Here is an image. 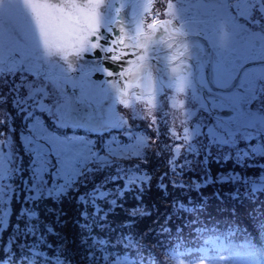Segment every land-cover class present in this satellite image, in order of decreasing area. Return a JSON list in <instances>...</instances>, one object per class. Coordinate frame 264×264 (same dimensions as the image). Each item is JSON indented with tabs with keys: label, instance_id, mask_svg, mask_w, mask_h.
Here are the masks:
<instances>
[{
	"label": "rangeland",
	"instance_id": "obj_1",
	"mask_svg": "<svg viewBox=\"0 0 264 264\" xmlns=\"http://www.w3.org/2000/svg\"><path fill=\"white\" fill-rule=\"evenodd\" d=\"M232 1L175 0L172 4L175 16L188 13L190 4L199 2L197 5L202 9L218 7V15L229 19L227 8L233 10L237 6ZM240 3L245 4L241 0ZM133 6L123 11L130 18L116 17L129 30L134 29ZM246 6L244 9L254 16L252 21L259 25L255 16L260 14L264 24V0H248ZM156 10L143 14L146 22L172 18L166 11ZM210 27L214 28V24ZM179 29L171 38L197 30L194 24ZM232 35L222 32L221 44L235 48L236 42L228 41ZM190 39L193 40L183 46L184 52L195 53L191 44L197 38ZM162 43L164 40H160ZM180 63L176 60L170 68L180 69ZM187 67L182 66L179 73L168 72L169 78L162 80L168 87L155 89L152 105L146 99H137L143 95L135 92L127 95V105L119 100L115 105L112 98V110L117 105L118 109L111 119L109 103L99 109L102 118L95 119L89 107L73 97L66 86V101L53 90L52 98L64 106L57 112L54 105L52 115L43 116L44 123L34 129L29 128L25 113L12 104L15 81L11 76H0V97L5 98L0 100V163L4 168L0 174V264H112L117 256L123 255L129 257L131 264L134 259L141 264H157L158 256L153 249L161 246L157 233L181 225L200 200L210 198L212 204L219 202L210 216L234 217L239 209L234 203L241 202L245 195H257L246 199L255 200L247 204L248 209L264 207L256 200L259 194H264V129H253L264 128V109L246 117L242 113L225 115L222 111L220 117L213 106L218 105L221 110L222 101L208 110L198 109L195 103L198 85ZM175 74L187 75L183 92L172 86ZM198 78L203 83L202 76ZM215 78L221 81L218 75ZM260 88L264 92V83ZM203 94L208 97L207 91ZM173 97L181 103L170 108L168 101ZM28 110L32 111L30 104ZM182 115H189L190 120L180 121ZM73 128L88 132L85 136L89 142L69 138L65 131ZM53 132L65 138L66 148L61 149L59 158L46 148L47 170L38 174L32 145L26 147L21 137L30 136L35 143L45 146L44 142L52 144ZM256 138L259 140L255 141ZM62 160L67 161L66 166ZM221 194L239 201L215 200L214 196ZM242 222L248 224L253 220ZM222 225L224 222L207 215L199 221L197 232L203 235L208 228ZM82 238H92L94 245L101 246L102 261ZM170 257L177 264L174 255ZM219 258L222 261L202 259L192 264H238L242 259L230 253ZM260 258L261 255H252L254 261ZM181 264L189 263L182 260Z\"/></svg>",
	"mask_w": 264,
	"mask_h": 264
},
{
	"label": "snow or ice",
	"instance_id": "obj_2",
	"mask_svg": "<svg viewBox=\"0 0 264 264\" xmlns=\"http://www.w3.org/2000/svg\"><path fill=\"white\" fill-rule=\"evenodd\" d=\"M2 3L3 0H0V4ZM106 6H111L108 0L31 4L29 7L35 14L39 29L36 48L33 49L30 44L21 48H6L0 38V76H11L15 81L13 85L15 97L12 104L25 113V119L30 122L29 128L34 129L42 125L44 123L42 117L51 116L54 105L59 112L64 105L52 98V91L54 90L58 97L66 101V84L79 88L82 94L92 93L103 97L113 92L114 98L125 105L128 104V89L135 86L147 94L138 96L137 99L143 98L149 105L153 104L156 77L153 66L149 63L150 45L158 43L155 34L159 27L164 26L167 33L166 36L161 37V40L170 38L180 29L168 27L171 25V19L153 18L145 21L143 14L150 10L152 0H138L134 4L132 13L134 31L131 32L116 18L125 4L121 2L111 18H106L101 11ZM166 15L168 17L176 15L172 3L168 4ZM53 16L60 20L62 34H57L53 29L50 20ZM168 59L175 60L176 55H171ZM106 61L115 62L119 71ZM54 65L58 68L55 74H53ZM171 70L176 73L179 67L174 66ZM97 73H102L111 79H95ZM124 77L127 79H124V86L120 87L115 78ZM184 83V77L177 76L172 86L177 92H183ZM3 99L5 98L0 97V100ZM172 99L174 106L181 103L175 97ZM29 104L32 111L28 110ZM108 114L110 119L114 115L111 106ZM21 140L26 147L32 145L31 151L35 154L33 160L35 171L38 174L44 173L47 170L48 150L43 145L35 143L30 136H22ZM64 140L65 138L59 136L50 138V143L56 147L58 158L61 156V149L66 148ZM61 162L67 165L66 160ZM3 171V165L0 163V174ZM101 195L103 196L104 193ZM105 259H108L107 253ZM112 264H131V261L127 255H123L117 256Z\"/></svg>",
	"mask_w": 264,
	"mask_h": 264
},
{
	"label": "flooded vegetation",
	"instance_id": "obj_3",
	"mask_svg": "<svg viewBox=\"0 0 264 264\" xmlns=\"http://www.w3.org/2000/svg\"><path fill=\"white\" fill-rule=\"evenodd\" d=\"M135 2L137 3L138 0H130L121 10L118 17L120 18L123 15L122 17L125 19L130 18L128 17V13L126 14L123 11L133 6ZM173 2H175V0H152V6L148 12L152 13L153 11H157L156 9L165 12L168 4ZM232 3L237 6L233 10L227 8L229 19H225L223 15H218L216 12L218 7L214 5L202 9L201 5H197L199 2H197V4L191 3L188 13L184 11L180 15L171 18V25L174 28H188L191 24H194L197 30L191 33L185 31L180 35H174L172 37L173 39L171 37L163 39L164 45L160 50L164 51L153 54V52H155L154 50L160 46L161 37L167 35L166 28L164 26L159 27V33L157 34L156 32L155 34V39L158 43L150 45L151 51H149V53H151L153 57L149 58V63L153 66V70L157 68L166 71L168 74V72L172 71V67L170 68L171 64L165 65L164 62L169 60L168 58L171 55H176L175 60L181 63H189L191 68L190 76L197 82V90H199V92L195 94V103L198 109L208 110L215 102L222 101L221 110L220 106H213L220 117H223L221 111L225 115L234 114L235 116H239L242 113L243 116L246 117L259 113L262 105L259 99L262 98V101L264 99L261 97L264 92L260 88L261 84L264 83V64L259 63L260 61H264V24L262 15L260 14L255 16L259 21V25L255 21H252L251 16L254 17L252 12H248V9L241 7L240 0H233ZM237 11L241 12L238 13ZM242 22H244L245 25L238 26V23ZM211 24H214V28L210 27ZM125 28L128 29L127 26H125ZM129 31H134V29ZM222 32L225 35H232L231 32H234V35H232L228 41H235V48H228L221 44L219 35ZM190 37H196V41L200 43L194 40L195 43L191 44L194 47L193 50L195 53H193V51H187L188 53L184 52L185 49L183 46L188 45V41L193 40L190 39ZM173 45H175V47L171 49ZM208 48L211 50V54L208 52ZM191 52L192 56H189ZM209 55L212 63L210 70L211 78L213 79L212 82L220 88H231L230 91H218L213 89L210 85L206 71ZM166 68L168 69L166 70ZM180 70L181 68L178 73ZM182 75L175 74V77L177 78V76ZM217 75L221 78V81L216 80L215 77ZM156 76H158V74ZM199 76H202L203 83H200ZM106 78L107 77L104 76L102 80ZM124 79H126V77L121 78V83L118 80L115 81L120 87H123ZM65 86L73 97H78L81 103L87 105L92 114L98 116L99 119L103 116L102 111L99 110L100 106L103 107L106 103L110 104L112 98H114L113 92H109L106 97H101L104 98L101 99V101L99 99L100 96L92 93H86L85 98H82L79 95L80 90L77 93L75 88L69 85ZM203 91L208 92L207 98L204 97ZM133 92L138 95H147L142 92L141 88L139 89L136 87L132 89L129 88L127 95L130 93L133 94ZM220 93L223 94V100L220 97ZM113 101L115 105L116 101L118 102L116 99ZM110 106L112 107V104H110ZM249 108L253 110L252 113L246 111V109ZM117 109L118 105L115 106L112 111ZM79 118H81V116H79ZM86 121H88V119Z\"/></svg>",
	"mask_w": 264,
	"mask_h": 264
},
{
	"label": "trees",
	"instance_id": "obj_4",
	"mask_svg": "<svg viewBox=\"0 0 264 264\" xmlns=\"http://www.w3.org/2000/svg\"><path fill=\"white\" fill-rule=\"evenodd\" d=\"M95 119H99V117L96 116ZM107 127H109V125H107ZM54 128L56 129L57 127ZM65 132H67L69 138L76 139L77 141L89 142L85 136L86 131L81 128L68 129ZM92 132H90V134L93 135ZM53 135L60 137L58 132H53ZM124 136L127 137L126 134ZM257 140L259 139L256 138L255 141ZM44 144V147L49 148L52 154L56 153L55 146L53 144L47 145L45 142ZM152 159L155 160L156 158L152 156ZM254 196L257 195H245L241 202H237L239 201L238 199L231 198L225 194L214 196L216 198L215 200L220 199L230 203L237 202L234 203V205L239 209L235 211L234 217L216 215L210 216V214H214L215 206L219 202L212 204V200L210 198L206 200H200V204L195 208L196 210H194L193 213L191 212L186 214L185 221L181 225L177 226H180V228L176 227L170 231L157 233L156 237L159 242L161 241V246H153V249L156 251L157 248L167 247L170 250L169 253L174 255V260H177V264H181L182 260H185L186 262H193L194 259H199L205 254L210 256L211 254L221 250L222 247L233 243L238 246L252 245L251 250L255 251H257L259 248H264V207L248 209V206L250 205L247 204H252L255 200H246ZM259 196L260 197L256 200H260V202L264 204V194H259ZM243 211L247 213L243 214ZM207 215H209V219L224 222V225L220 226L219 228H208V230H206L202 235L197 232V228L199 221ZM248 218L253 220V222L248 224L242 222V220ZM238 221H240L239 224ZM204 229L207 228L205 227ZM82 239L86 241L88 246L94 248L96 254L101 260V246L94 245L92 243V238Z\"/></svg>",
	"mask_w": 264,
	"mask_h": 264
},
{
	"label": "water",
	"instance_id": "obj_5",
	"mask_svg": "<svg viewBox=\"0 0 264 264\" xmlns=\"http://www.w3.org/2000/svg\"><path fill=\"white\" fill-rule=\"evenodd\" d=\"M129 1L130 0H108V3L111 6L103 7L101 11L105 14L106 18H111L115 15V11H114L115 8L119 7L121 2L126 4ZM71 2H74V0H3V3L0 4V38H2L4 46L6 48H21V47H25L30 44L33 49L36 48L39 29H38V24H37L35 14L33 10L29 7V5L31 4H61V3L67 4ZM50 20H51L53 29L57 32V34H62L60 20L55 16L51 17ZM163 45L164 43L160 44V46L154 50L155 52H153V54L161 52L162 50L160 49L162 48ZM174 47L175 45H173L171 49H173ZM152 57H153L152 54L149 53V58H152ZM106 63L111 65L115 70L119 71V68L117 69V65L115 62L107 61ZM259 63H264V62L260 61ZM46 67L47 65H45V68ZM57 70L58 68L54 65L53 73H55ZM210 70H211V57L209 55V58L206 64V71H207V78H208L210 85L215 90H231V88L229 89L220 88L217 85H215L212 82ZM94 78L102 80V78H104V75L102 73H97ZM106 79H109V78L107 77ZM115 80H118L121 83V78H115ZM155 85H157L156 80H155ZM132 88H135V86ZM136 88H139V87H136ZM75 90L77 93L79 92V88H75ZM85 94L86 93L84 94H82L81 92L79 93V95L82 98H85ZM101 99H104V98H101Z\"/></svg>",
	"mask_w": 264,
	"mask_h": 264
},
{
	"label": "bare ground",
	"instance_id": "obj_6",
	"mask_svg": "<svg viewBox=\"0 0 264 264\" xmlns=\"http://www.w3.org/2000/svg\"><path fill=\"white\" fill-rule=\"evenodd\" d=\"M241 1L245 2L244 5L243 4H240L241 7H247L246 4H247L248 0H241ZM208 52L211 54V50L209 48H208ZM173 61H175V60H167V61L164 62V64L165 65H170V64L173 63ZM180 65H181V67H180L181 70H182V66H188L187 69L190 68V65H189L188 62H182V63H180ZM153 71H154V74H155V77H156V81H157V85H158V86L155 85V89H160V87L161 88L168 87V86H166L167 84H163L162 83L163 82L162 80L165 81V80H167V78H169V75L167 74V72L166 71H163V70H160V69H157V68H155ZM157 74H158V76H156ZM182 77H184V79H186L187 78V75H182ZM187 81H188V79H187ZM1 82H3V80H1ZM161 83L163 84V86H160ZM189 83H190V85L192 84V82H189ZM167 93H169V91ZM178 94H180V93H178ZM168 103H170V105H171L170 108H173L172 107V106H174L173 105V99H171L170 101H168ZM261 108L264 109V107H261ZM179 118H180V121H183V122L190 120V116L189 115H187V117H184L182 115V116H179ZM254 129L255 130H261V129H264V128H256V127H254Z\"/></svg>",
	"mask_w": 264,
	"mask_h": 264
},
{
	"label": "clouds",
	"instance_id": "obj_7",
	"mask_svg": "<svg viewBox=\"0 0 264 264\" xmlns=\"http://www.w3.org/2000/svg\"><path fill=\"white\" fill-rule=\"evenodd\" d=\"M169 252L167 247L157 248L156 253H154L158 256L157 264H173Z\"/></svg>",
	"mask_w": 264,
	"mask_h": 264
}]
</instances>
